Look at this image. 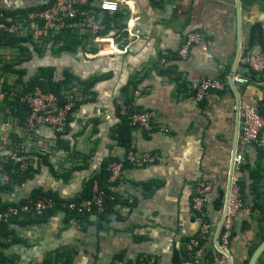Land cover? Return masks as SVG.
<instances>
[{"label": "crops", "instance_id": "obj_1", "mask_svg": "<svg viewBox=\"0 0 264 264\" xmlns=\"http://www.w3.org/2000/svg\"><path fill=\"white\" fill-rule=\"evenodd\" d=\"M118 1L116 12L97 18L95 33L79 27L66 30H75L71 35L79 44L74 52L62 51L61 57L54 56L51 44L42 55L32 45L35 41L25 44L31 48L26 49L27 56H20L21 48L0 43V99L6 94L3 84L21 85L20 74L7 66L27 70L24 81L42 67H53L60 78L69 72L80 80H94L87 94L75 83L79 101H86L71 113L60 144L45 127L29 142L24 126L7 107V117L0 119V158L21 148L18 154L27 163L22 168L17 161L21 170L32 167L35 172L1 197L25 201L37 190L54 192L62 200L81 195L105 159H124L126 150L117 144L114 130L125 107L154 114V132L132 128L130 137L132 149L153 154L155 162L123 165L110 188L118 202L102 220L95 215L84 222L66 218L58 208L43 223H10L19 241L7 250L9 264H112L117 255L125 264H172L173 250L197 235L202 221L210 223L212 234L199 254L215 248L223 209L217 210L215 201L221 191L225 200L230 179L238 130L235 107L256 109L264 104V74L252 77L247 85L229 84L225 92L212 93L202 103L194 97L203 77L227 81L245 75L240 59L263 49L260 41L252 46L251 42L253 29L264 23V0ZM49 2L0 0V12ZM99 2L93 0L91 6L98 9ZM192 31L202 34L203 42L182 60L178 52ZM110 45L121 52L107 54ZM258 161V148L251 146L244 169L236 172L244 207L229 246L233 264H248L264 239V214L254 208L251 173ZM205 183H211L212 190L200 215L192 209V198L195 188ZM257 264H264V252Z\"/></svg>", "mask_w": 264, "mask_h": 264}, {"label": "built area", "instance_id": "obj_2", "mask_svg": "<svg viewBox=\"0 0 264 264\" xmlns=\"http://www.w3.org/2000/svg\"><path fill=\"white\" fill-rule=\"evenodd\" d=\"M93 0H50L45 9H33L26 13L6 15L0 12V39L2 37H33L38 43H42L44 37L59 34L62 31L73 29L74 27L90 30L93 33L98 29L97 18L102 12L114 13L119 8L118 0H100L98 9L91 6ZM158 1V0H153ZM263 49L257 54L245 55L240 59L241 65L246 70L245 75H233L227 81L221 79H211L203 77L200 79L195 102L202 103L212 93L225 92L230 85H247L252 77H259L264 74V23L261 25ZM203 42V36L199 32L192 31L186 35L183 44L178 52L180 59L187 60L192 49ZM115 45H110L106 49L107 54L119 52ZM121 52V51H120ZM63 106L58 105L54 94L44 92L41 88H36L34 92L28 94L25 100L31 108L26 119L24 131L27 134L35 135L41 127H47L54 133H61L66 125L67 115L74 106L73 101L67 100ZM76 99V98H75ZM237 114V138L233 152V173L230 178L229 190L227 194V205L224 212H221V226L217 237V245L207 254H199L202 247L201 239H207L212 234L211 225L208 221H202L197 235L192 237L186 245L190 264H232L229 246L238 213L244 207V200L239 185V178L236 176L246 161V154L251 146L262 144V134L264 130V119L258 111L251 106H236ZM154 114L152 112L132 111L128 121L131 128L142 130L148 134L155 131ZM169 133V130H163ZM30 138V137H29ZM32 137L28 139L30 142ZM27 141V142H28ZM21 149V148H20ZM20 149L6 154L2 160L21 161L22 168L27 167L24 157L19 156ZM133 165L152 164L155 156L151 153H137L131 149L126 152L122 161H115L107 166L109 172L107 182L113 184L119 179L123 163ZM2 178L8 181V175L3 167ZM212 190L211 183L199 185L194 190L192 198V209L194 213L202 215L208 202L209 194ZM226 195V194H225ZM103 192L93 184L91 196L79 201H69L65 204L69 211H76L79 214H89L93 211L101 213L103 211ZM56 201L46 195H38L28 199L21 206H9L0 208V224H10L15 218L21 216H39L46 211L53 209ZM224 207V205H223ZM223 211V209H222ZM112 264H125L120 258H115Z\"/></svg>", "mask_w": 264, "mask_h": 264}, {"label": "trees", "instance_id": "obj_3", "mask_svg": "<svg viewBox=\"0 0 264 264\" xmlns=\"http://www.w3.org/2000/svg\"><path fill=\"white\" fill-rule=\"evenodd\" d=\"M49 3L46 5L38 6V7H30L26 10H16L14 12H5L6 15L12 14L15 15L17 13H26L27 11L33 10V9H45L47 8ZM101 15L99 17H106V14L104 12L100 13ZM75 30L73 31H65L61 32L59 34L55 35H48L43 38L42 43H36L32 40L18 38V37H2L0 39V43L6 46L10 47H17L21 48L22 50L28 49L27 46H24L25 44H32L34 45L35 50L42 55L43 48L46 47L47 44H51V49L54 53H61L62 51H69L74 52L77 50L78 41H75L73 35L75 34ZM263 45L262 42V34H261V27L257 26L252 31V42L251 46L255 42H259ZM54 45H57L55 48ZM31 47H29L28 50H30ZM12 66H7L9 71L19 73L21 76L20 82L23 86V89L21 91H16L15 97L12 100V92L11 87L7 84H3L2 86V92L5 93V96L2 100H0V104L4 105L5 107L12 108L13 113L15 116H17L19 120V125L25 126V122L27 117L30 114L31 108L29 106V103L25 100V97L34 92L36 88H41L42 91L52 93L55 95L58 101L59 106H63L66 103L64 91L67 88V86L73 81L75 83H78L82 89V94L88 93V88L93 84L94 80L86 79V80H80L76 76L72 75L69 72H65L64 76H62L59 79H56V73L55 69L53 67H42L36 75L31 76L26 81L23 80L25 76H27V70H15L11 68ZM255 77V76H254ZM1 96V95H0ZM85 99L81 101H76L74 106L71 109V112L67 115L66 118V125L64 126L63 130L66 131L68 127V122L71 118V113L77 109V107L84 102ZM86 101V100H85ZM258 113L261 115V117L264 119V104H261L260 108H256ZM132 114V110L130 108L125 107L123 114H119V123L116 125L114 130V135L116 142L119 146L123 147L126 152L131 150V131L132 128L129 125L128 118ZM56 141L58 144L63 140V134L55 133ZM14 137V136H13ZM262 139V137H261ZM68 149V146L65 147ZM259 151V161L257 163V168L251 171L252 177L254 179L253 182V191L255 194V206L254 208L261 211L262 214H264V150L262 147V144L257 146ZM118 160H115L113 158L105 159L100 166V170L97 174L89 178L83 187L82 193L79 196H76L69 200H62L59 198V196L54 192H40L35 191L30 198H35L40 194H44L48 197H52L56 201V205L53 209H50L39 216H21L19 218H15L11 221V223L19 222V224L26 225V224H37V223H43L48 220V218L54 214L55 210L58 208H63V210L66 213V218H75L81 222L86 221V219L91 216L95 215L98 219L102 220L104 217L110 212V208L114 205V203L118 202V197L114 195V193L111 191V184L107 182L109 172L107 170V166ZM44 158L42 159V163L45 164ZM128 164L127 162H124L123 165ZM0 165H3L5 168L7 175H8V181H4L2 178V170L0 168V208L5 209L9 206H21L23 203H25L28 199L20 200L19 202H11L7 200H3L1 197V193L5 194H11L15 191L16 187L23 184L27 180L33 178V173L35 172L32 167L29 169L23 171L20 168V162H14L12 160L3 161L2 157L0 158ZM244 169V166L241 167V170ZM96 183L98 189L103 192V211L101 213L93 211L89 214H79L76 211H69L65 204L69 201H79L82 199H87L91 196L92 193V187L93 184ZM240 184V183H239ZM243 200H244V192L241 190ZM223 201H224V192L221 191L219 197H217L215 201V207L217 210H221L223 208ZM10 238H12L11 241H8ZM191 238H189L182 249L175 248L173 250V256H172V264H187V262H190L191 259L188 255L186 245L190 241ZM19 239L16 237L15 232L10 229V224L1 223L0 224V264H9L11 262L10 257L7 254V250L10 247V245L18 242ZM204 239H201V244L203 246ZM210 256V253L207 254V257ZM117 258L121 259L120 255H117ZM47 264V263H44Z\"/></svg>", "mask_w": 264, "mask_h": 264}, {"label": "rangeland", "instance_id": "obj_4", "mask_svg": "<svg viewBox=\"0 0 264 264\" xmlns=\"http://www.w3.org/2000/svg\"><path fill=\"white\" fill-rule=\"evenodd\" d=\"M26 39H28V40H32V41H35L36 42V40L33 38V37H27ZM54 47L56 48L57 47V45H54ZM47 48H49V46L47 45L45 48H43V52H42V54H44L45 52H46V50H47ZM50 49H51V47H50ZM52 50V49H51ZM26 52H28V51H26V50H24V51H22V53L20 54V56L21 55H24V56H27L28 54H26ZM54 54V56L56 55H60V57H61V53H53ZM6 55H8V54H6ZM4 61V58L2 57V62ZM56 75V77L58 76L57 74H55ZM60 77H57V79H59ZM11 89H13V91L14 92H16V91H21L22 89H23V86L22 85H20V84H18V83H15L14 85H12L11 84ZM64 95L67 97V100H69V101H73V103L75 104V102L76 101H79V99H80V88H78V86H77V84H75V82H71L68 86H67V88L65 89V91H64ZM76 98V99H75ZM0 100H2V99H0ZM2 109V114H1V117H0V119H4L5 117H7V115H6V113H7V111H8V109H7V107H5L4 105H2V104H0V110ZM45 127V126H44ZM45 128H47V127H45ZM52 131V130H51ZM53 132V131H52ZM29 137H32V139L35 137V135L33 136V135H31V134H27V138L28 139H30ZM36 142V141H35ZM38 147H36V149H37ZM30 150V149H29ZM8 154V153H7ZM5 156V155H4Z\"/></svg>", "mask_w": 264, "mask_h": 264}, {"label": "water", "instance_id": "obj_5", "mask_svg": "<svg viewBox=\"0 0 264 264\" xmlns=\"http://www.w3.org/2000/svg\"><path fill=\"white\" fill-rule=\"evenodd\" d=\"M236 142V140H235ZM262 147H263V150H264V130H263V134H262ZM233 161H232V166H231V172H230V178H231V175L233 173ZM229 183H230V179H229ZM229 183L227 185V189H226V195H225V200H224V207H223V211L225 210L226 208V205H227V194H228V190H229ZM222 218V216H221ZM220 226H221V219H220V222L218 224V227L216 229V233H215V242H216V245H217V237H218V233H219V230H220ZM264 252V239L263 241L260 243V245L255 249V251L253 252L252 256L250 257V260L248 262V264H257L260 256L263 254ZM230 258H231V255H230ZM232 261V259H231ZM233 264V262H232Z\"/></svg>", "mask_w": 264, "mask_h": 264}]
</instances>
